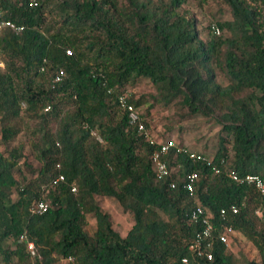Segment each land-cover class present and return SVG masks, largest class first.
Returning a JSON list of instances; mask_svg holds the SVG:
<instances>
[{"label":"trees","instance_id":"obj_1","mask_svg":"<svg viewBox=\"0 0 264 264\" xmlns=\"http://www.w3.org/2000/svg\"><path fill=\"white\" fill-rule=\"evenodd\" d=\"M187 1L0 0L2 18L23 25L0 32V264H232L215 239L212 260L189 250L199 229L185 188L192 172L197 202L253 244L258 259L247 264H264V219L255 214L264 215V195L226 174L264 179V0H221L230 17L206 35ZM143 79L183 119L216 122L213 156L195 150L209 163L172 148L164 159L173 171L155 176L158 145L117 100ZM128 100L137 110L146 103ZM21 165L30 177L17 176ZM100 198L132 215L124 235ZM40 200L47 210L32 213ZM231 204L238 212L221 219Z\"/></svg>","mask_w":264,"mask_h":264},{"label":"rangeland","instance_id":"obj_2","mask_svg":"<svg viewBox=\"0 0 264 264\" xmlns=\"http://www.w3.org/2000/svg\"><path fill=\"white\" fill-rule=\"evenodd\" d=\"M186 8L196 16L198 24L208 32L207 26L218 20H225L230 17L229 9L221 0H188ZM219 76V80H222ZM126 93L135 98L143 96L146 103L138 109L144 115L149 134L157 142L167 139L176 140L190 150L206 151L209 156H213L216 150L217 132L219 127L211 119L202 117L183 119L181 115L184 110L175 103L163 105L157 103L153 96L156 91L153 85L146 79L139 81L134 86H127ZM148 105H152L148 109ZM35 165V162H34ZM18 177L25 175L31 176L29 169L21 165V171L15 170ZM101 208L111 215L113 227L124 235L132 226L133 218L130 213H124L118 203L109 198L99 199ZM164 217V213L161 212ZM88 231L92 232L95 228L93 215H88ZM227 254L232 256V264H247L250 260H257L258 253L253 244L237 233L231 236L229 244L226 246ZM56 264H66V261H58Z\"/></svg>","mask_w":264,"mask_h":264},{"label":"built area","instance_id":"obj_3","mask_svg":"<svg viewBox=\"0 0 264 264\" xmlns=\"http://www.w3.org/2000/svg\"><path fill=\"white\" fill-rule=\"evenodd\" d=\"M30 5H36L37 0H29ZM1 9H0V32L4 28H9L15 31H20L23 29V25L16 24L15 22L9 19H3L1 16ZM211 30L215 34H219L220 30L215 23H211L210 25ZM67 53H70L68 50ZM64 75V72L60 70L54 77L55 82H59ZM117 100L120 107L126 110L129 114L130 120L137 126L138 131L144 135L145 140L151 144L157 143V148L151 154V161L153 165V169L155 172V176L158 179H162L168 176L173 170L167 166L166 160L164 159V155L168 153L170 149H174L176 153H183L186 154L192 160H201L210 162L211 158L202 155L200 152L195 150H190L182 143L177 142L173 139H167L162 142H157L152 136L149 134L147 127L144 125L140 113L134 107V105L129 102L128 94L126 92L120 93L117 95ZM49 107L45 108L47 111ZM219 168H215V172H219ZM227 176L239 184H244L248 186H253L260 194L264 195V179L261 178L257 174L247 173V174H239L237 171L233 169H229L227 171ZM197 173L192 172L188 174L185 182V188L190 196L194 198V207L192 208L189 218L192 222L197 223L199 225L198 231L195 233L191 244L189 245V250L191 251L194 258H205L207 260H212V244L213 240H217L225 247L229 244L231 240V236L236 234V231L227 224H224L219 228L215 225L213 214L209 212L204 206H202L199 202H197L195 198V180L197 178ZM63 176H59L54 180V182L58 180H62ZM173 186V185H172ZM74 190V189H73ZM48 204L44 201H35L32 202L30 205V211L32 213H43L47 210ZM238 212V206L235 204H231L227 207H222L219 210V215L221 219H226L228 213L236 214ZM255 214L264 219V215L261 210H256ZM32 250V244H29ZM67 261L72 262L73 259L71 257L67 258ZM183 263H189L187 257L182 258Z\"/></svg>","mask_w":264,"mask_h":264}]
</instances>
